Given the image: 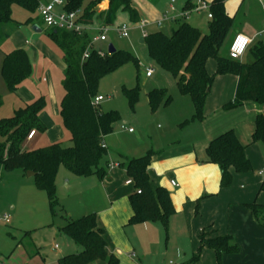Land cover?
I'll return each instance as SVG.
<instances>
[{
	"label": "trees",
	"instance_id": "trees-1",
	"mask_svg": "<svg viewBox=\"0 0 264 264\" xmlns=\"http://www.w3.org/2000/svg\"><path fill=\"white\" fill-rule=\"evenodd\" d=\"M101 1L66 0L64 8L69 11L80 10L82 19L87 24L92 23L93 18L99 15L103 25H111L119 10L127 12L131 22L140 21V14L133 0H109L108 8L98 13L97 6ZM225 2L226 0L212 1L208 33H203L188 21H178L170 34L157 30L144 36L143 42L147 46L148 56L177 79L182 94L192 97L195 108L193 119H203L206 99L217 75L238 76L235 96L223 105L224 109L241 106L246 101L264 105V41L258 40L249 46L245 53L249 57L247 60L231 58L229 52L221 55L234 23V17L226 11ZM16 3L34 13L38 11L40 0H0V42L8 25L14 23L19 26L20 22L12 16V7ZM187 6H193L191 0L186 2L185 8ZM27 21L33 22V18L29 17ZM48 29L50 36L61 49L66 65L62 80L64 94L60 102V114L63 124L71 133V145L54 142L39 148L26 147L27 136L32 130L35 133L46 130V125L40 118L46 102L41 97L0 120V169L35 172L37 186L47 192L51 202H55L56 177L61 165L80 176L96 175L100 179L107 177L109 150L105 138L113 132L120 115L116 111H102L94 98L100 95L98 86L104 76L128 61H133L139 68L140 60L130 51L121 49L101 56L93 47L89 58L83 60V53L91 42L87 33L78 35L63 29ZM209 59L217 61L214 74L207 70ZM30 73L31 63L24 49H14L5 54L1 74L11 92H15ZM125 93L134 105L138 99L139 87L126 88ZM172 99L164 88H154L148 93L149 104L153 110L169 105ZM2 103L0 94V106ZM252 141L261 143L264 148L262 112L256 115ZM245 149L246 146L232 129L210 141L207 147L208 161L220 166L221 187L231 185L233 171L252 170V163ZM151 157L152 152L134 158L122 156L118 162L126 169L137 190H141V193L136 192L130 197L134 208L130 221L160 220L167 230L174 207L165 187L160 186L157 189V196L151 187L148 173ZM261 189L264 190V182ZM199 205L198 203L197 212ZM249 206L256 219L264 224V206L255 203ZM61 230L80 246V250L62 256L58 264H90L98 260L107 261L109 264L119 263L118 258L107 250L105 232L98 227L96 213L70 219ZM199 238L200 246L195 254L196 258L204 247H209L215 251L218 263L222 264L224 253L240 251L239 245L230 235L210 238L202 230Z\"/></svg>",
	"mask_w": 264,
	"mask_h": 264
},
{
	"label": "rangeland",
	"instance_id": "rangeland-1",
	"mask_svg": "<svg viewBox=\"0 0 264 264\" xmlns=\"http://www.w3.org/2000/svg\"><path fill=\"white\" fill-rule=\"evenodd\" d=\"M150 1L154 2L156 9L162 15L165 14L161 24L148 23L146 26L135 24L130 21L127 12L119 11L115 22L105 33L107 40L95 41L92 45L96 50L102 49L108 52L109 44L112 43L117 49L130 51L140 60L139 68L133 61H128L117 70L104 76L98 86V93L104 97L99 103V108L102 111H116L120 115V118L114 124L113 132L106 139L109 146L107 159L110 166L115 164L120 152L125 151L134 157H136L135 155L148 154L152 142L156 146L163 142L162 134L175 132L176 137H187L190 129L185 131L178 123L183 121H178L180 113H185L189 117L192 115V120H195V130L197 129L198 132L223 118L235 124L253 119L252 115L248 114L249 111L252 113L249 107L252 104L250 102L232 109L220 110L211 115H208L204 107L203 119H193L195 108L192 97L189 94L182 95L177 79L159 67L148 56L146 44L140 41L148 33L157 30L170 34L172 29L178 25V22H174L172 18L177 16L176 12L181 10L186 0H175L173 5L177 9L176 12L169 7L171 0ZM105 5L106 3L103 4V7ZM226 10L234 16V23L221 55L228 54L232 38L237 31L241 29L244 31L243 28L246 26H250L252 29L255 28L257 32L259 28L264 29V2L260 3L258 0H245L244 2L242 0H227ZM140 12L142 19L147 20L144 11L140 9ZM12 16L14 20L20 22L19 26L14 23L8 25L5 36L0 42V94L3 99V106L0 108V120L13 115V107L18 103L17 93L8 89L2 77V56L12 49H24L30 59L31 73L23 82V85L34 96L33 99L26 102L32 103L43 97L46 102L45 110L49 118L57 123L60 128L47 130L46 127L44 132H38L34 139L28 141L27 147L39 148L54 142H62L65 146H69L71 145V133L63 124L60 114V102L64 94L62 84L64 77L63 53L50 36L49 29L39 17L38 11L31 13L16 3L12 7ZM29 17L33 18L35 24L42 27V32H37L32 22L27 21ZM209 20L207 12L203 10L201 13L192 12L188 18H180L179 21H188L203 33H208ZM122 22H127L131 27L128 30V36H121L113 29ZM101 26V22L96 18L93 24L94 28H91L88 32L91 40L94 36L99 35ZM21 36L29 42V45L25 48H18L15 43L21 40ZM259 39L264 41V33L262 36L257 37V40ZM248 58L245 55L242 60ZM147 68L153 69L151 77L146 75ZM44 78H47V80L45 81ZM136 87H139L138 99L132 105L125 89ZM154 88L166 89L168 95L173 97V102L168 106H159L156 110H153L149 104L148 93ZM55 103H57V106H55ZM56 107L58 113L55 114ZM255 118L256 113L254 121ZM123 125L127 128L133 127L136 131L130 133L128 130L123 129ZM139 136H141L140 141L138 140ZM172 136L175 139L174 133ZM138 142H143V144ZM253 144L262 153V144L258 142ZM93 180L96 182L94 175L80 176L61 165L56 177V201L51 202L47 192L37 186L35 176H28L22 170L6 171L0 169V253L7 257L13 252L11 256L13 263L19 264L25 253L22 247L15 249V246L17 240L25 232H28L35 239V242L42 246L47 264H52L63 254L72 252L74 242L71 241L72 243L68 244L65 241L67 235L64 232L62 233L60 228L67 224L70 219H76L96 211L92 208L93 205L98 208L102 206L97 190H92V187H94V184H91ZM5 215L9 216V220L5 219ZM136 224L139 223L128 224L126 231L129 232L128 229L133 228V225ZM168 234H170V228L166 230L163 226L161 231L162 244L159 249V257L157 256L159 264H170L171 260L174 264H181L183 259L173 253L177 246L173 235L172 239L169 240V255L167 256L164 253ZM56 244L58 245L57 252L53 250ZM199 258H196L192 252V257L183 264H196ZM29 264L37 263L36 261H30Z\"/></svg>",
	"mask_w": 264,
	"mask_h": 264
},
{
	"label": "crops",
	"instance_id": "crops-1",
	"mask_svg": "<svg viewBox=\"0 0 264 264\" xmlns=\"http://www.w3.org/2000/svg\"><path fill=\"white\" fill-rule=\"evenodd\" d=\"M41 1L48 2L45 0ZM187 1L188 0L185 1L179 12H176L177 9L174 7L173 11L177 13V16L172 18L174 22L180 20V13L191 9L198 2V0H191L193 6H187L185 8ZM205 1L211 6L213 0ZM242 1L244 2L245 0ZM258 1L260 3L264 2V0ZM133 2L140 14V21L135 22V24L141 25L142 21L146 22L144 26L148 23H162L165 14L162 15V13L156 9L154 3L149 0H133ZM174 2L175 0H171L169 3L171 10L172 6H174ZM105 3L106 5L103 7ZM226 3L227 0L225 2V8ZM108 6L109 0H102L97 6V12L99 13L107 9ZM140 9L144 11L148 18L147 20L142 19ZM203 10L207 12V18H209V11L206 9ZM203 10L200 11L203 12ZM200 11L197 12L201 13ZM165 13L167 14L168 12L166 11ZM227 13L234 17L228 11ZM96 18L101 22V25H103L99 15H96L93 18V22L88 24L89 27L84 33L88 34L89 30L94 28L93 24ZM32 24L37 32L43 31L41 26L34 23V20ZM37 28H41V31H38ZM243 30L244 31L241 29L237 31V33L248 35L252 39L250 45L258 41L257 37L262 36L264 33V29L259 28L257 32L255 28L252 29L250 26L244 27ZM234 37L235 35L233 38ZM15 43L18 48H25L29 45V42L24 40L23 36H21V40ZM5 54L2 56V62ZM62 65L64 71L66 66L64 60ZM216 69L217 61L209 59L207 61L208 72L214 74ZM44 80L46 81L47 78H44ZM25 81L26 80L23 82ZM23 82L15 91L18 95V103L13 107V113L19 106H24L27 100L34 98L23 85ZM237 82L238 76L234 74L216 76L204 106L208 115L219 112L220 110H225L223 105L234 98ZM249 102L252 103L249 106L252 113L249 111L248 114H250V116L252 115L253 119L244 120L241 124H235L223 118L206 129L201 127L202 131L200 130L198 132L197 129L195 130V120H192V115L189 117V115L185 113H180V115H178V121H183L178 123L181 124L183 130L186 131L190 129V131L188 130L189 135L182 138L176 137L177 135H175V132H169L161 135L163 142H160L159 145L156 146L153 142L151 143L150 152H152V157L150 165L148 166L151 187L156 196L157 189L160 186L165 187L170 194L174 207V212L170 215L168 222L170 234H168L169 237L166 241L167 245L164 249L165 255H169V240L172 239L173 235L177 242V246L173 250V253L181 257L183 263L187 262L186 260L192 257V252L195 255L198 251L200 246L199 235L202 230H205L207 236L210 238L230 235L240 247L238 253H224L222 255V264H264V224L256 219L249 206L253 203L264 206V190L261 189L264 180L259 174V170L264 166V148L261 153L257 146H253V143L257 142L251 141L255 129V113L256 115L259 112L264 114V105H258L253 101H246L244 103ZM2 106L3 103L0 108ZM55 106H57V103H55ZM45 108L46 105L40 114V118L46 125L47 130L50 128L60 129L59 125L49 118ZM55 110V114L58 113L57 107ZM129 128L126 127L123 129L128 130L130 133L136 131L134 128L133 131H130ZM231 129L234 130L241 143L246 146L245 150L252 163V170L247 172L233 171L231 185L221 187L220 166L208 161L207 147L212 139ZM37 133L38 132H36L31 139H34ZM173 133L175 139H173ZM108 136L105 138V144L109 150L108 142L106 141ZM31 139H27L25 144L26 147L28 146V141ZM138 140H141V136L138 137ZM138 143L143 144V142ZM122 156L134 158V156H131V154L125 151L120 152L114 165L110 166L109 162L107 177L100 179L94 175L96 177V182L93 180L91 183L94 184L92 190H97L101 198L100 200L102 201L101 207L98 208L96 205L92 207L96 210L94 213H96L98 227L104 229V236L108 243L107 250L110 254L118 258V264H159V258H157V256L159 257L160 254L159 249L162 244L161 231L164 225L160 220H148L143 222L130 221L134 214V208L130 197L136 194L137 188L134 183H127L130 177L126 169L118 164ZM135 156L140 157L143 155ZM172 180L175 181V184L172 183ZM198 203L200 205L199 211L197 212ZM160 211L163 213L162 208ZM130 223L139 224L133 225L134 227L129 228V232H127V226L128 224L130 225ZM60 231L63 233L61 228ZM65 241L68 244L72 243L71 241L74 242L68 235ZM73 245L74 249L70 253L78 252L80 246L75 242ZM18 247H22L25 253L19 264H29L30 261H36L37 264H47V260L43 255L42 246L36 243L35 239L29 233L25 232L23 236L17 240L15 249ZM57 249L58 245L56 244L53 250L57 252ZM12 254L13 252L7 255V257H4L0 253V264H14L11 258ZM66 254L69 253H65L62 256ZM62 256L52 264H58V260ZM199 257L196 264H219L216 253L212 248L204 247ZM90 264L109 263L104 260H98ZM170 264H174L172 260Z\"/></svg>",
	"mask_w": 264,
	"mask_h": 264
},
{
	"label": "built area",
	"instance_id": "built-area-1",
	"mask_svg": "<svg viewBox=\"0 0 264 264\" xmlns=\"http://www.w3.org/2000/svg\"><path fill=\"white\" fill-rule=\"evenodd\" d=\"M263 1V0H262ZM66 4V0H52L48 2H44L40 0L38 6L39 16L43 20V23L48 28H56V29H63L78 35H83L85 30L89 27V25L83 21L80 10H72L69 11L64 8ZM206 9L209 11V18L212 17V13L210 11V4L205 0H198L197 4L193 6L189 10H185L184 12L180 13L179 17L181 18H188L192 11H200ZM174 10V6H172V11ZM176 19V18H175ZM145 21L141 22V25H145ZM161 23V22H159ZM110 25H102L99 29L100 33L98 36H94V38L89 43L87 49L83 53L82 59L85 60L89 58L93 42L95 41H104L107 40L106 32L109 29ZM131 27L127 23H122L117 25L113 29L116 30L121 36H128V30ZM252 39L243 33H237L233 38L230 47H229V55L231 58L234 59H242L245 55L246 51L248 50ZM99 55L105 56L106 52L102 49L97 50ZM153 73L152 68H147L146 75L149 77ZM104 97L102 95H97L94 98L96 104H99ZM126 128L125 125L122 126ZM130 131H133V128H129ZM35 135V130H32L27 138L31 139ZM259 174L264 180V166L259 170ZM127 183L131 184L134 183L132 179L127 180ZM172 183L175 184V181L172 180ZM138 193H141V190H137ZM5 219L9 220L8 215H5Z\"/></svg>",
	"mask_w": 264,
	"mask_h": 264
},
{
	"label": "water",
	"instance_id": "water-1",
	"mask_svg": "<svg viewBox=\"0 0 264 264\" xmlns=\"http://www.w3.org/2000/svg\"><path fill=\"white\" fill-rule=\"evenodd\" d=\"M36 29V28H35ZM37 30L38 31H41V28H37ZM140 41L141 42H143L144 41V37H142L141 39H140ZM117 51V48L112 44V43H110L109 44V47H108V53L109 54H113L114 52H116ZM27 175L28 176H34L35 175V172H33V171H27Z\"/></svg>",
	"mask_w": 264,
	"mask_h": 264
}]
</instances>
